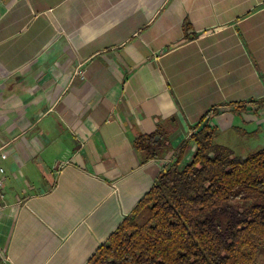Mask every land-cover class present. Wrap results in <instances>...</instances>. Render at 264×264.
<instances>
[{"label": "crops", "instance_id": "obj_1", "mask_svg": "<svg viewBox=\"0 0 264 264\" xmlns=\"http://www.w3.org/2000/svg\"><path fill=\"white\" fill-rule=\"evenodd\" d=\"M204 116L264 142V0H0V264H86Z\"/></svg>", "mask_w": 264, "mask_h": 264}, {"label": "trees", "instance_id": "obj_2", "mask_svg": "<svg viewBox=\"0 0 264 264\" xmlns=\"http://www.w3.org/2000/svg\"><path fill=\"white\" fill-rule=\"evenodd\" d=\"M206 117L86 264H264V147L237 154ZM168 137L158 128L132 146L144 163L162 160Z\"/></svg>", "mask_w": 264, "mask_h": 264}, {"label": "rangeland", "instance_id": "obj_3", "mask_svg": "<svg viewBox=\"0 0 264 264\" xmlns=\"http://www.w3.org/2000/svg\"><path fill=\"white\" fill-rule=\"evenodd\" d=\"M222 141L221 143L224 145H228V146H233V149L235 150V152L237 154H241V155H245L248 151H252L255 149H259L264 147V142L263 141H257V142H252L248 141L245 142L246 140H248L247 138H242L241 140L238 139L237 134L234 132H228L223 134V137L220 138ZM228 139H231L232 141H228Z\"/></svg>", "mask_w": 264, "mask_h": 264}, {"label": "built area", "instance_id": "obj_4", "mask_svg": "<svg viewBox=\"0 0 264 264\" xmlns=\"http://www.w3.org/2000/svg\"><path fill=\"white\" fill-rule=\"evenodd\" d=\"M0 157L1 159H5L6 156L2 152V148H0ZM5 170L0 167V199H3L4 197V184H5Z\"/></svg>", "mask_w": 264, "mask_h": 264}]
</instances>
